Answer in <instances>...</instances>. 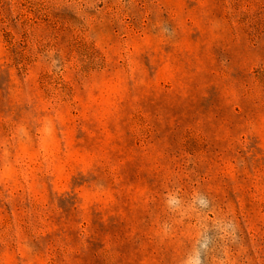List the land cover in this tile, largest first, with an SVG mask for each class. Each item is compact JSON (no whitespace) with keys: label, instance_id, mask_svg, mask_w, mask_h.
<instances>
[{"label":"rangeland","instance_id":"obj_1","mask_svg":"<svg viewBox=\"0 0 264 264\" xmlns=\"http://www.w3.org/2000/svg\"><path fill=\"white\" fill-rule=\"evenodd\" d=\"M0 264H264V0H0Z\"/></svg>","mask_w":264,"mask_h":264}]
</instances>
